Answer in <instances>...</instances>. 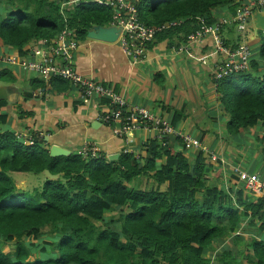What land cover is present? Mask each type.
I'll return each mask as SVG.
<instances>
[{
  "label": "trees",
  "instance_id": "trees-1",
  "mask_svg": "<svg viewBox=\"0 0 264 264\" xmlns=\"http://www.w3.org/2000/svg\"><path fill=\"white\" fill-rule=\"evenodd\" d=\"M3 1L0 41L22 54L29 41L54 38L64 25L63 0ZM241 5L235 0L137 1L145 24L182 20L180 26L157 32L156 39L180 27L192 32L198 28V18L216 22L214 9L227 6L230 16ZM63 9L78 39L94 25L108 26L112 21V8L93 1L69 3ZM259 35L261 45L257 58L250 56V68L214 82L228 113L230 134L257 124L264 128V71L258 69V59L264 60V32ZM0 80L12 82L10 70L0 69ZM32 84L37 89L46 85L38 78ZM47 84L57 92L68 88L60 77ZM32 138L27 144L15 132H0V242L12 246L9 251L0 246V264H207L203 251L225 238L245 244L251 264H264V239L242 240L235 234L241 226L243 232H255V220L260 222L258 230L264 229V196L242 186L224 190L212 183L201 151L190 161L183 148L150 139L142 161L128 152L117 159L101 154L82 157L78 152L52 156L43 138ZM45 169L59 177H45L31 190L16 187L14 174ZM144 176L153 187L131 185ZM115 206L120 207L118 217L106 219ZM44 235L50 238L45 240ZM227 247L219 264H237L236 251Z\"/></svg>",
  "mask_w": 264,
  "mask_h": 264
},
{
  "label": "crops",
  "instance_id": "crops-1",
  "mask_svg": "<svg viewBox=\"0 0 264 264\" xmlns=\"http://www.w3.org/2000/svg\"><path fill=\"white\" fill-rule=\"evenodd\" d=\"M68 1L63 0L61 3ZM251 1L235 0L242 4ZM228 16L227 6L213 10L212 17L215 21ZM261 31L264 32L256 27L251 16L243 33L235 26L227 25L221 28L220 38L228 48H234L241 40H246L251 49V56L257 58L261 45L259 35ZM190 33L187 28L180 27L174 33L154 38L148 45L146 59L137 64L129 62L117 38L113 42H108L86 35L85 38L78 39L79 43L74 51V64L83 75L113 86L128 103L144 106L158 116L170 120L178 129L199 138L208 151L223 159L222 162L213 161L206 154L207 151L203 152L206 164L210 167L208 173L210 181H214L221 189L242 186L236 181L233 173L235 166L255 172L264 179V128L257 124L239 133L227 132L228 113L218 100L212 75L215 66L225 60V54L216 48L211 35H204L200 40L190 43L187 39ZM52 39L29 41L23 48L24 54L0 41V53L36 58L42 50H48ZM258 60L259 70L264 71L261 69L264 67V60ZM3 68L10 70L14 80L12 82L0 80V86L4 88L6 96L5 99H0L4 101L0 106V132H15L22 142L31 140V135L39 138L38 135L41 133L40 137L43 140L47 138L43 145L50 148L55 144L70 153L77 152L85 143H91L106 159L123 152L124 140L114 136L111 127L99 119V113L104 109L101 98L97 96L81 98L76 87L69 82L64 92L49 89L46 82L44 89L33 88V79H42L36 72L8 64L0 66V69ZM21 111L31 114L21 116ZM131 137L133 141L129 145L130 153L142 161L146 156L145 145L155 137V132L137 129L133 131ZM168 143L176 149L183 148L190 161L199 151L185 147L181 140L175 137H171ZM217 172H220V175L214 177ZM35 175L37 180H33L29 173L13 175L16 187L20 190L40 187L46 176L43 172ZM143 178L145 181H151V187L154 186L150 178L146 176ZM141 181L135 180L131 185L145 189L141 186ZM164 188L165 184H162L161 189ZM119 210L120 207L115 206L109 216L105 214L106 219L111 216L117 218ZM259 223L255 220V232L241 231V235L250 234L255 235V238L264 239V229L259 231L257 228ZM241 228L242 226L237 230L240 231ZM227 240L230 242L229 238L217 240L213 247L215 248L218 242L229 247V244L225 243ZM213 247L203 251L209 261L208 255L212 254ZM236 247L230 248H235L236 254L237 252L242 254L241 259L246 258L251 264L250 252L241 249L242 246ZM219 260H216V264L220 263ZM237 264H241L239 258Z\"/></svg>",
  "mask_w": 264,
  "mask_h": 264
},
{
  "label": "built area",
  "instance_id": "built-area-1",
  "mask_svg": "<svg viewBox=\"0 0 264 264\" xmlns=\"http://www.w3.org/2000/svg\"><path fill=\"white\" fill-rule=\"evenodd\" d=\"M83 1H93L112 8V21L109 25L120 27L117 42L131 64L141 63L146 59L148 45L157 32L182 24L180 19L168 21L161 25L145 24L139 17L138 0ZM77 2L79 1L72 0L61 3L60 11L64 19V25L52 39L48 50H42L36 58L0 53V66L4 64L21 66L36 72L46 83H49L53 77H60L76 87L81 98L94 96L101 98L104 102V109L99 113V119L111 127L114 136L124 140L123 152L130 153L129 145L133 141L131 137L133 131L146 129L155 132V137L152 139H156L161 145H165L171 137H175L180 139L185 147L194 148L202 153L207 151L206 154L211 160L222 162L223 159L208 151L199 138L178 129L170 120L158 116L144 106L128 103L126 98L115 90L113 86L87 77L77 70L74 64V51L78 46L79 40L75 29L67 24V16L63 12L66 4H76ZM255 9H264V0H252L251 3L241 5L236 9L234 15L221 18L212 24L206 23L203 18H198V28L188 35L187 39L191 43L209 34L213 38L216 48L224 52L225 60L213 69L214 80L250 68L251 49L247 41L241 40L235 48H228L224 46L220 38V31L224 26L233 25L239 32L243 33ZM15 134L18 138L17 133ZM41 135L40 133L38 137ZM32 137L31 135V140L27 141L29 144L33 142ZM77 152L82 157L99 154L96 146L91 143H85ZM233 173L236 176V181L244 189L264 195V179L260 178L257 173L246 171L237 166L233 167ZM241 233V230L235 231L237 235H241Z\"/></svg>",
  "mask_w": 264,
  "mask_h": 264
},
{
  "label": "water",
  "instance_id": "water-1",
  "mask_svg": "<svg viewBox=\"0 0 264 264\" xmlns=\"http://www.w3.org/2000/svg\"><path fill=\"white\" fill-rule=\"evenodd\" d=\"M254 23L256 27L262 29L264 31V11L259 12L255 10L252 14ZM120 31V27L115 26V25H110V26H100V25H94L91 29L87 31V37L89 38H94L102 41H108V42H113L116 40L117 35ZM3 87L0 86V99H5L6 96L4 95L3 92ZM44 140H47L45 138ZM49 153L52 156H60V155H68L70 152H68L66 149L58 146V145H51L49 148ZM119 156V154H114L113 157H110V159H115ZM43 174H45L46 177L49 178H57L59 177V174H51L48 170H44Z\"/></svg>",
  "mask_w": 264,
  "mask_h": 264
},
{
  "label": "rangeland",
  "instance_id": "rangeland-1",
  "mask_svg": "<svg viewBox=\"0 0 264 264\" xmlns=\"http://www.w3.org/2000/svg\"><path fill=\"white\" fill-rule=\"evenodd\" d=\"M1 1H3V0H0V7H6L5 6V1H3V2H1ZM5 3V4H4ZM258 69H260L259 67H258ZM261 69H264V67H262ZM260 72H262L261 70H259ZM32 177H33V180H37L38 178H36L35 176V174H39V173H29ZM14 175H17V174H14ZM141 186L142 187H145V188H150L151 187V181H145V178H143V177H141ZM145 182V183H144ZM213 183H214V181H212ZM107 215L109 216L110 215V213H107ZM96 224L98 225V226H105L102 222H96ZM118 228V227H117ZM244 231V230H243ZM48 234V233H47ZM43 237V239H45V240H47L49 237L48 236H42ZM241 237L244 239V240H250L252 237H255V235H241ZM226 244H229V247H227V248H230V247H236V245H237V247L236 248H241V246H242V248L241 249H244L245 248V244H243V243H240V244H233V242H229L228 240L225 242ZM216 244H217V242H216ZM0 246H2L3 247V249L4 250H6V251H9L11 248H12V246H11V244L10 243H5V242H0ZM223 246V247H222ZM224 246H226L224 243H222V242H218V244L216 245V247L214 248L213 247V249L214 250H212L213 252H212V254H213V257L211 258V256H212V254H210V255H208L209 257H210V261H209V264L211 263V264H216L217 263V261L220 259V258H222V255H223V253L221 252L222 250H224ZM235 249V248H234ZM239 253L237 252V254H236V257L237 258H239V260H240V263L241 264H249L248 263V260L246 259V258H244V259H241L242 258V254H239ZM206 258H208L207 256H206ZM217 260V261H216ZM216 261V262H215ZM163 263V262H162Z\"/></svg>",
  "mask_w": 264,
  "mask_h": 264
}]
</instances>
